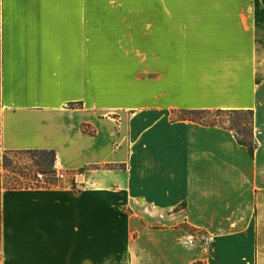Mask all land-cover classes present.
<instances>
[{"label": "crops", "instance_id": "0c3cea01", "mask_svg": "<svg viewBox=\"0 0 264 264\" xmlns=\"http://www.w3.org/2000/svg\"><path fill=\"white\" fill-rule=\"evenodd\" d=\"M185 110L252 111L253 153ZM0 144L76 175L0 170V264H256L264 0H0Z\"/></svg>", "mask_w": 264, "mask_h": 264}, {"label": "rangeland", "instance_id": "374dc122", "mask_svg": "<svg viewBox=\"0 0 264 264\" xmlns=\"http://www.w3.org/2000/svg\"><path fill=\"white\" fill-rule=\"evenodd\" d=\"M200 116V121L203 123L219 122L222 125L232 126L241 123L240 130H248L249 115L243 112H219L208 111ZM54 159L51 160V155L40 151H6L3 150L0 144V170L3 175V182L6 185L27 184L35 177L37 171L44 172L46 177L51 180L54 186L57 183L53 176ZM78 181L81 178L78 177ZM190 229V228H189ZM200 237L202 232H197ZM195 264H203L198 261ZM256 264H264V211L260 217L258 224V239H257V262Z\"/></svg>", "mask_w": 264, "mask_h": 264}, {"label": "trees", "instance_id": "16d2710c", "mask_svg": "<svg viewBox=\"0 0 264 264\" xmlns=\"http://www.w3.org/2000/svg\"><path fill=\"white\" fill-rule=\"evenodd\" d=\"M215 111L248 113V115H249V121H248L249 128H248V130H244V129L240 130L239 126L241 127V123H239L237 125L226 126V125H222L219 122L213 121L212 123H208V124H210V125L216 124V125L227 127L228 129L232 130L234 132L238 142L246 145L249 152L252 154L254 151V147H255V141H254L253 136H252V111H250V110H247V111H245V110H242V111L215 110ZM206 112H208V111H205V110H185V111H182V116L185 118L191 119V120H197V121L201 122L199 115L206 113ZM201 123H203V122H201ZM204 124H207V123H204ZM40 152L47 153V154L51 155V160L54 159V153L52 151L43 150ZM26 185L27 184H22L20 182L19 184L6 185V186L11 187V188H21V187H26Z\"/></svg>", "mask_w": 264, "mask_h": 264}, {"label": "built area", "instance_id": "2783aa9c", "mask_svg": "<svg viewBox=\"0 0 264 264\" xmlns=\"http://www.w3.org/2000/svg\"><path fill=\"white\" fill-rule=\"evenodd\" d=\"M53 176L56 180L57 186H70L73 187L76 184V175L72 172H68L62 169L58 162L54 160L53 164ZM54 186L50 179L46 177V174L41 171H37L35 173V177L29 183H27L26 187H49Z\"/></svg>", "mask_w": 264, "mask_h": 264}, {"label": "water", "instance_id": "95a60500", "mask_svg": "<svg viewBox=\"0 0 264 264\" xmlns=\"http://www.w3.org/2000/svg\"><path fill=\"white\" fill-rule=\"evenodd\" d=\"M79 177H81V176H79Z\"/></svg>", "mask_w": 264, "mask_h": 264}]
</instances>
